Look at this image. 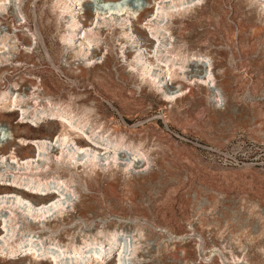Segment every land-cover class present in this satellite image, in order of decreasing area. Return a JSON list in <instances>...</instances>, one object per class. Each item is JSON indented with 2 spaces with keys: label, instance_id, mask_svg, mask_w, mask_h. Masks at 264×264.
Returning <instances> with one entry per match:
<instances>
[{
  "label": "rangeland",
  "instance_id": "374dc122",
  "mask_svg": "<svg viewBox=\"0 0 264 264\" xmlns=\"http://www.w3.org/2000/svg\"><path fill=\"white\" fill-rule=\"evenodd\" d=\"M23 2L27 21L20 23L11 15L2 21L28 33L29 29L36 27L38 19L56 65L50 61L43 44L28 50L26 45L31 39L27 37L20 42V48L30 63L0 72V91L16 88V84L25 79L33 78L35 82L43 79L50 89L49 97L53 104L74 110L88 126L92 124L97 130L105 125L107 134L115 131L113 138L125 144L122 152L126 157L134 154L135 146L147 154L152 165L149 164L151 169L144 173H135L138 168L133 166L107 165L101 170L103 175L100 179L96 174L98 168L93 166L77 170L72 165L58 164L56 168H48L44 175L61 176L73 189L76 188L74 185H79L95 199L96 210L86 214L85 219L77 218L71 224L69 219L65 222L70 225L81 223L84 229L91 227L96 231L102 229L106 221L117 226L124 222L132 223L131 228L137 230L135 233L140 237L136 238H140L142 243H138V251L134 253V239L128 234L119 236L118 240L125 243L129 256L125 264H139L141 260L137 256L148 244L149 250L157 253L158 242L167 237L160 234V227L180 235H191L180 241L178 250L173 245L170 250H166L165 245L159 247L173 264H264L263 0H201L174 16L175 23H170L179 40L177 53L184 57L186 65L198 56L209 55L214 59L216 83L227 100L225 107L219 105L222 108L213 105L214 97L209 94L208 86L196 76L195 80L194 77L185 79L174 75L171 86L175 87L174 90L176 87L183 89L178 98L169 101H164L163 91L141 75L133 73L125 79L124 75L129 74L131 66L122 57L120 47L126 43V38L119 28L106 31L98 44L99 50L103 49L98 61L102 63L108 54L114 60L110 67L112 75L104 78L91 74L86 78L78 77L86 60L81 55L67 61L74 53H69L65 47L62 35L67 28L64 25L66 20L62 14L58 16L54 0ZM36 2L37 15L33 12ZM122 2L137 9V15L145 6L143 0ZM95 6L97 4L94 3L93 9ZM143 19L141 17L138 23L147 34L149 27L147 20ZM33 61L36 65L32 64ZM61 69L72 77L65 76ZM41 103H38V108H51L45 97ZM24 106L28 109L22 117ZM3 109L9 111L10 108ZM38 111L34 108V101L24 97L22 106L11 117L15 124L30 125L32 137L49 132L50 138L56 141L63 130L61 117L50 119L49 116L53 115L50 112L45 114V120L35 125L31 116ZM3 127H0V147L15 138L10 129ZM21 144L25 149L37 148L34 141ZM142 158L139 165L147 161ZM6 159H9L8 154ZM13 161L14 164L9 163L8 166L0 165L1 174H4L0 178L26 173L17 160ZM114 182L117 186L112 187ZM30 195L39 200L43 198L41 192ZM68 197L72 199L71 206L69 203L64 214L60 215L62 218L73 212V203L79 201L78 193L73 191L68 192ZM7 210L4 208L0 214H7ZM54 217L51 216V220ZM190 222L194 230L190 229ZM80 231L76 232L73 241L67 243V247L89 238ZM22 235L18 227L14 238L5 242L0 255L12 257L17 264H51L44 257H27L21 252L12 254L9 251L11 247L7 248V245H15L23 238ZM71 235L66 237L72 239ZM22 241L23 248L34 247L39 254L49 248L51 242H56L43 241L36 232L32 238L24 237ZM64 244L50 250L59 255L65 248ZM107 262L114 264V256Z\"/></svg>",
  "mask_w": 264,
  "mask_h": 264
},
{
  "label": "bare ground",
  "instance_id": "6f19581e",
  "mask_svg": "<svg viewBox=\"0 0 264 264\" xmlns=\"http://www.w3.org/2000/svg\"><path fill=\"white\" fill-rule=\"evenodd\" d=\"M143 1H145V6L140 14L137 15L138 10L127 6L126 2L123 3L122 0H54L58 16L62 14L64 16L62 17L66 20L64 25H67V28L64 32L65 34L62 35V39L66 44L65 47L68 48L69 53L72 51L74 53H71L69 57L67 56V61L71 62L73 57L76 59V56L81 57V55L83 59L85 58L84 61L86 60L85 64H83L84 68L81 69L77 76L86 78L91 74L104 78L112 75L110 67L114 60L108 54L104 61L100 63L98 59L103 49L99 50L98 44L99 40L106 34V31L112 28H119L126 38V43L120 47L122 57L131 66L129 74L124 75L125 79H128L133 73H137L151 81L157 89L163 91L164 101H169L178 98L182 94L180 93L181 89H183L176 87L177 89L174 90L175 87L171 86L170 81L174 75H179L185 79L195 78L196 76L200 78L201 83L208 86L209 94L214 97L212 98L213 105L217 104L218 108L220 107L219 105H222V107L224 105L225 107L227 100L223 97L224 94L221 93V89L218 88L216 83L214 59L209 55L198 56L197 58L194 57L195 60L191 59L189 64L186 65L184 57L177 53L176 48L179 40L170 25V23H175L173 20L174 16L182 14L185 10L200 3L201 0ZM98 2H105L106 6L98 4ZM94 3L97 6L93 9ZM33 12L37 15V2L34 5ZM9 15L17 18L20 23L23 20L27 21V12L23 0H0V16L2 18H0V72L6 69L9 71L19 64L30 63L25 59V51L20 48V42H24L27 37L31 39V42L26 45L28 50L37 49L39 43L43 44L50 61L56 65L39 20H36V27L29 29L27 33L24 29L13 28L7 22L2 21ZM141 17H144L143 20H147L146 25L149 27L147 34H144V30L138 23ZM124 47L127 49L123 50L125 49ZM207 61L208 64H205ZM32 64L36 65L34 61ZM88 64L90 66H86ZM61 70L65 76L72 77L65 69ZM224 83L227 84L228 81L225 80ZM49 94L50 89L47 88L43 79L35 82L33 78L18 82L16 88H11V90L0 91V127L4 126L10 129L15 137L14 140L10 139L0 147V165L6 164L8 166L10 165L9 163L14 162L13 160H17L19 167L26 172H21L20 175L13 174L9 178H5V176L0 178V187H3L0 190V212L4 208L8 209L7 214H0V250L4 249L5 242H9L10 239L14 238L15 232L19 227V230L23 233V238L19 239L15 245H7V248L11 247L9 251L12 254L21 252L22 255L27 257H44L51 264H110L107 259L114 256V264H125L129 256L125 243L118 240L119 236L128 234L134 239L132 244L134 253L138 251V243H142L139 241L140 238H136L139 234L135 233L137 231L135 228H131L132 223L124 222V224L117 226L112 222L106 221L102 229L100 227V230L97 231L95 230L96 228L91 227L84 229L81 223L70 225L77 218L85 219L86 214L96 210L95 199L79 185H74L76 188L73 189L67 179L61 176H54V174L46 176L43 172L48 168H56L58 164L72 165L77 170L84 166H93L98 168L96 174L97 178L100 179L103 175L101 170L107 165L119 164L129 168L133 166L135 169L138 168L135 173H144L151 169L149 167L151 162H149L147 154L135 146L133 147L134 154L126 157L127 155L122 152L125 144L113 138L115 131L112 134L109 132L107 134L105 125L100 130H97V127L92 124L88 126L85 119H82V116L75 113L74 110L53 104ZM24 97L34 101V108L36 111L39 110L31 116L33 124L39 125L41 121L45 120V114L50 112L53 114L49 116L50 119L55 116L61 117L62 122L60 125L63 130L56 141L50 138L49 132L34 138L30 135V125L25 123L15 124L13 122L11 116L18 110V107L22 106ZM44 97L49 102L50 109L45 106L41 109L38 108V103L42 104L41 101H43ZM3 108H10L11 110L6 111ZM26 108L28 109L27 106ZM26 108L24 106L21 109L22 117L27 112ZM27 141L36 142L37 148L31 146V148L25 149L21 142L25 143ZM7 154L9 159H6ZM141 158L147 161L139 165ZM145 165L147 166L144 168ZM140 167L142 168L140 169ZM1 173L2 170L0 169V175H4ZM155 173L156 171L149 175ZM145 179H147V176ZM111 186L115 187L117 184L114 182ZM70 191H73L74 194L78 193L79 201L73 203V212L67 213L62 218L60 215L64 214L66 207L72 202V199L70 200L69 198L70 196L68 197V192ZM33 192L35 194H40L41 192L43 198L41 200L35 199V197L30 195ZM44 197L48 199L46 200ZM36 200L39 201L37 202ZM69 205L71 206V203ZM54 215L55 217L51 220V216ZM66 219L70 220V224L65 222ZM21 222L23 224L20 227ZM62 225L64 226L61 229ZM189 225L190 229H195L192 222ZM41 229L44 230L40 231ZM79 229L81 230L80 232L87 234L89 238H85L83 242L77 245L67 247V243L76 238L75 235ZM158 231H160L162 236H167L166 239L163 238L162 242H158L161 247L165 245L166 250H170L172 245L177 249L182 239L191 236L190 234L180 235L164 227H160ZM35 232L41 236L43 241L49 239L56 242H51L50 247H47L40 254L34 247L27 246L23 248L22 239L24 237L32 238V234ZM67 234H72V239L67 238ZM60 243H65V248L59 255L50 250L53 247H57ZM160 246H158L157 253L149 250V244L145 246L137 256L141 260L139 264H152L154 261L156 262L155 264H173L168 261L167 256H164L163 250L159 248ZM67 258L74 260H67ZM157 260L159 261L157 262ZM0 261L3 264H17V262L12 260V257L10 258L8 255L4 257L3 254L0 255Z\"/></svg>",
  "mask_w": 264,
  "mask_h": 264
}]
</instances>
